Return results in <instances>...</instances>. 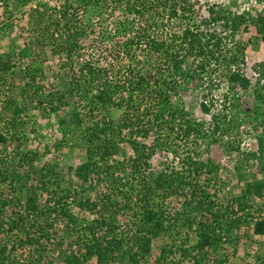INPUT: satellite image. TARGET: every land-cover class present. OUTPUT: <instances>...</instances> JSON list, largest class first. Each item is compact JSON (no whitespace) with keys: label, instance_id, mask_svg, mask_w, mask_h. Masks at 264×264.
<instances>
[{"label":"trees","instance_id":"16d2710c","mask_svg":"<svg viewBox=\"0 0 264 264\" xmlns=\"http://www.w3.org/2000/svg\"><path fill=\"white\" fill-rule=\"evenodd\" d=\"M77 1L76 3L71 0L38 1L37 6L30 9L27 29L30 25L34 30L38 29V33L42 30L41 34H44L51 28V31L58 35L49 43L39 39L38 36L35 37V41H30L34 47L35 45L40 47V51L32 53L35 57L32 56L27 63L22 62L23 58H29L31 53L27 45L19 49L18 53L8 51L0 53V84L5 85L9 79L21 75L19 80L21 84H18L17 88V92L21 95V112L27 109L24 104L26 99L30 101L35 99V104L44 109L45 115H51L70 105V111L61 119L63 125L60 131L62 130L63 136L70 134L71 139L73 138L72 144L83 147L85 151V162L75 168L71 174L76 173V180L81 183H88L87 192L85 189L82 191V187L73 186L74 179L69 173L63 174L52 167L35 168L33 164L35 154H31L30 151L21 152V163L27 164L26 170H21V175L15 169L0 171V186L3 183L10 186L9 190L13 195V197L0 196V227L3 228L4 222L11 232L14 228L21 227L22 232L25 231L21 237V247H23L33 244L32 228L35 227L40 241L43 239L46 241L49 236L55 235L51 233L53 230L58 232L55 226L59 223L61 232L65 236L72 237V247H75L66 264H89L93 257L98 264H109L116 262L122 252L125 253L129 264H143L142 261L150 252L151 241L154 238L165 241L160 248V259L177 253L181 255L182 263L186 261L190 264H227V257L222 259L219 251L226 245L232 248L236 246L240 239L239 230L243 225L251 229L254 224L253 232L264 235V218L258 219L250 211L264 208V201L258 203L254 197H264V114L261 113L264 110V59L255 66L258 75L256 87L250 93L245 92L246 94L240 96L238 102L232 98L233 106L240 108L242 117L240 113L235 117L226 113L214 116L210 123L212 124L210 132L205 131L202 122H197L183 114L182 109L171 103L170 96L163 88L165 86L176 92L179 83L174 80L161 81L163 75L160 73V67H157L158 62L154 64V76L136 77L132 74L133 69L128 68L130 74L119 81V78L114 76V65L109 64L111 61L104 65L85 59L78 67L72 69V80L61 93L60 89L51 88L47 83L42 89L43 86L41 87L37 80L42 78L44 70L40 66L47 59V52L51 56L64 55L69 62H73L72 58L82 55V50L89 45L87 38L92 31L87 32L86 26V28L77 27L72 20L69 21L70 17L77 15L75 11L69 13V10L75 8L81 1L85 7L88 4L93 7L98 6L102 0ZM110 1V4L116 1V5L120 2L124 7L123 19L122 13H112L115 12V4L110 6V12L105 11L107 16L110 14L116 18L115 33L119 32L124 38L121 47L130 51L133 43L138 45L143 40L144 45H147V51L165 56L172 71L179 74L183 80L190 79L189 76L193 74L197 76L203 74V71H206L205 61L207 63L212 59L215 62L222 57V54H219V47L221 40L224 39L218 35L216 29L199 32L197 29L199 27L194 25L197 28L192 29L188 21L180 35L162 38L154 29L155 26H159L157 21L153 19L148 22L142 18L145 10L155 7L157 8L155 11L163 10L167 13V19L184 17L185 12H188L186 6L189 5L185 0ZM79 4L81 5L82 2ZM91 13L92 10L88 8L89 28L93 24ZM132 14L137 16L134 20ZM219 16L224 19L223 25L230 28L229 15H216L217 18ZM251 20L259 25V31L263 33L264 39V8ZM238 22L241 24V21ZM231 27L235 26L231 24ZM102 36L107 37L104 34ZM176 41L180 48L185 49L186 56L188 53H197L196 57L201 55L202 61L191 66L190 75L188 71L182 69L180 57L182 55H179V51H172ZM234 60L236 59L232 57L231 62ZM19 61L22 63V69L21 72H16ZM34 62L39 63L40 66H32ZM223 62L227 60L223 58ZM151 81L152 89H150ZM46 86L49 88L48 91ZM125 90L129 91L126 97L121 94ZM38 93V97H35ZM117 93L120 94L118 98ZM137 95L146 98L137 101ZM68 98H76L83 104L70 102L66 100ZM224 99L227 100L226 97ZM142 104L144 107L141 115L138 113L133 117L129 116L128 111L139 109ZM2 106L3 111L9 110L13 116L20 111L14 95L8 96ZM45 106H48V111ZM113 106L125 107L126 112H123L120 119H110L106 115L96 117L102 113V110ZM203 108L208 110L204 105ZM256 119L259 120L258 128H262L261 135L256 137V145L245 155L254 161L253 165L257 166L263 176L246 180L243 195L225 205L219 204L216 199L218 189L215 187L216 183L211 182L210 174L218 169V165L213 163L210 157L208 161H204L196 158L192 151L185 150L181 153L180 171L174 170L173 166L169 167L167 162L155 171V165L150 161L152 154L158 150L165 154L172 151L173 140L170 142L168 138L175 130L178 131L176 137H191L193 140L190 146L193 145L195 148L198 147L199 141H206L205 150H207L225 134L230 136L231 133L236 134L243 124ZM1 128L0 142H4L5 136ZM152 130L155 135L151 146L133 139L137 134L146 136L145 133H151ZM118 138L127 142L126 146L130 150L127 158H125L127 147H121ZM221 147L224 151L238 148L234 140H227ZM176 153L177 150L173 147V158L177 157ZM118 154L123 156L119 158ZM2 160L4 158L0 157V161ZM158 163L160 164L161 161ZM120 171L124 174L122 175ZM30 175H35L37 187L46 191L47 197L41 203L35 197L28 195L29 192L36 191L35 188L32 189L33 185L29 181ZM202 175L209 176L207 181L202 179ZM240 178L243 177L240 175ZM65 181L67 184H64ZM96 181H105L108 185L99 198L93 200L88 192L91 189L89 187L95 186L93 183ZM16 182L19 184L17 188L14 187ZM172 197L182 199L179 209L165 208L163 202ZM20 200L25 204L21 209V216L14 217L13 212L8 215L3 211L5 206L13 201L19 204ZM70 204L86 210L92 214V218L77 216L72 212ZM134 206L136 210L133 216L136 220L126 221L122 224L125 228H121L120 214L132 211ZM1 214H4L5 219H1ZM17 241L20 242V239ZM4 250L3 244L0 247V262L6 259L3 255ZM255 253L256 257L252 264H264L263 255L259 250ZM21 264L45 263L39 256L21 261Z\"/></svg>","mask_w":264,"mask_h":264},{"label":"rangeland","instance_id":"374dc122","mask_svg":"<svg viewBox=\"0 0 264 264\" xmlns=\"http://www.w3.org/2000/svg\"><path fill=\"white\" fill-rule=\"evenodd\" d=\"M38 1L45 0H0V53L7 51L9 53H18L19 49L27 45L30 47L31 53L28 56L29 58L25 57L22 61L27 63L32 56L35 57L32 53L35 54L40 51V47L36 45L34 47V44L31 43L35 41L36 36L49 43L58 35L53 33L51 28L46 30L44 34H41L43 32L42 30L38 33V29L34 30L30 25L28 29L26 28L30 21L28 13L31 8L37 6ZM71 1L75 3L78 2L77 0ZM81 2L82 4L80 5L79 3ZM81 2H79L75 8L69 10V13L75 11L77 15L68 17H70L69 21L72 20L73 24L77 25V27L86 26L87 32L92 31L90 34L91 36L89 35L87 38L89 45L82 50V55L72 58V63L69 62L64 55L54 54L51 56L48 52L46 53V55H48L47 59L43 61L41 66L37 62L32 63V66L39 65L44 70L42 78L37 80L38 82L36 81L41 87L47 83L51 88L60 89L61 93L63 91L62 89L68 87V83L72 80V69L78 67L85 59H90L94 63L104 65L108 61H111L109 64L114 65V76L118 77L119 81L124 80L125 76L130 74L128 68L133 69L132 74H135L136 77L139 75L145 77L154 76V64L158 62L159 66L157 67H160V73L163 75L161 81L165 79L167 81L174 80L179 83L176 92L165 86L163 88L164 92L170 96L171 103L179 109H182L183 114L188 115V117L197 122H202L206 129L205 131H211L210 126L212 124L210 123L212 119H214V116H221L226 113L235 117L240 113V117H242V112L239 110L240 108L233 106L232 98H235V102H238L237 99H239L240 96L246 94L245 92L250 93L257 85L256 78H258V75L255 66L264 59V39L263 33L259 31V25L251 19L256 17L258 13L263 10L264 0H185L186 4H189L186 6L188 12H185L184 17L174 20L167 19V13L163 10L158 12L157 10L155 11V9H157L156 7L145 10V15L142 18L148 22L153 19L156 20L159 26H155L154 29H156V33L162 36V38L170 37L171 35H180L183 27H186V23L189 21L192 29L197 28V26L199 27L197 28L199 32H208L211 29H216L218 35L224 39L221 40V45L219 47V54H222V57L215 62L212 59H209L207 63L205 61L206 71H203V74L199 76L194 74L189 76L191 80H183L179 74L172 71L170 68L171 65L166 61L167 58L165 56L148 52L147 45H144L143 40L138 43V45L133 43V47L130 51L127 50V48L123 49L121 47L124 38L119 32L115 33V24H117L115 22L116 18L110 14L107 16L105 13V11L110 12V6L114 5L116 1L110 4V0H102L98 3V6L94 5L93 7L91 4L85 7L83 1ZM119 4L120 6H118ZM121 4L120 2L117 3V5L115 4V12L112 13H122L123 19L124 7ZM88 8L93 12L91 13L93 16L91 28L87 26ZM216 15H229L231 18L230 23L235 27H231L230 24V28H226L223 25L224 19L220 16L217 18ZM136 17V15L133 16L132 14L133 20ZM160 21H162L161 24ZM238 21H241V24ZM219 23H221L220 26ZM194 25L197 26L194 27ZM58 28L62 29V27ZM103 34L107 37L103 38ZM160 36H158L159 39ZM174 50L179 51V55H182L180 56L182 59V69L188 71L189 75L191 66L193 67V64L199 63L200 60L202 61L201 55L196 57L198 55L197 53H188L186 56L184 52L185 49L180 48L177 41L174 43L172 51ZM115 57L119 60L115 59ZM232 57L236 59L233 62H231ZM223 58H225L228 63L223 62ZM17 64L16 72H21V61ZM128 65L130 66L128 67ZM20 78L21 75L11 80L9 79L5 85L0 84V127H2L1 131L5 136L4 142H0V157L4 158V160L0 161V171L4 169H15L21 175V170H26L25 166L27 165L21 163V152L30 151L31 154H35V158L33 159L35 168H40L42 166L46 168L52 167L63 174L69 173L70 177L74 179L73 186L76 188L82 187V191L85 189L87 192L88 183H81L79 180H76V173L71 174V172H74L75 168L85 162V151L83 147H77V144H72L73 138L71 139L70 134L63 136L62 130L60 131L63 125L61 119H63L64 116L66 117V114L70 111V105L51 115H45L44 109L39 107L38 104H35V99L33 101L26 99L24 104L27 109L21 112V95L17 92L18 84H21V81H19ZM151 85H153L152 81L150 82V86ZM43 88H45V86H43L42 89ZM150 89H152V86ZM48 90L49 88L47 87V91ZM121 94L126 97L129 91L125 90V92ZM12 95H14L16 105L20 107V111H17L14 116L11 111L8 110L7 112L2 109L5 99ZM38 95L39 93L35 95V97H38ZM116 96L118 98L120 94L117 93ZM137 96V101L146 98L145 96ZM225 97L227 98L226 101L224 99ZM66 100L83 104V102H78L76 98H68ZM143 104L139 109H134L132 112L128 111L129 116L133 117L138 113L141 115L144 107ZM203 105L208 108V110H204ZM47 107L48 106H45L48 111ZM123 112H126L125 107L113 106L107 108V110H102V113L100 111L101 114L96 117L106 115V117L110 119L118 120L123 116ZM261 113L264 114V110H262ZM258 124L259 120L257 119L243 124L238 133H231V136L225 134L220 141L212 143L207 150H205L206 141H199L198 147L195 148L193 145L190 146L193 140L191 137H176L178 131L175 130V132L169 136L168 140L170 142L173 140V147L177 150V157L173 158L174 153L172 154V147V151L167 154L160 150H155L156 152L152 154L150 161L155 165V171H158L161 165L166 162L167 164L169 163V167L173 166L174 170L180 171L181 153L185 150L192 151L196 158L203 159L204 161H208L210 157L212 162L218 165V169L215 170L212 175L210 174L211 182H215V187L218 189V196L216 199L219 204L225 205L227 202L243 195V188L246 180L249 181L255 177L259 178L263 176L257 169V166L253 165L254 161L245 155L246 152L254 148L256 145V137L261 135L260 130L262 128H258ZM145 134L146 136L137 134L133 139L135 138L136 141L140 143L144 142L151 146L155 135L154 130H152L151 133ZM227 140H234L238 148L231 151H224L221 145ZM118 141L119 145L125 148L127 142L120 138H118ZM126 147L125 158L130 154L128 146ZM122 156L121 154L117 155L119 158ZM159 161H161L160 164L158 163ZM120 173L122 175L124 174L123 171H120ZM240 175L243 177L242 179ZM29 177V181L33 185L32 189L35 188L36 191L35 193L29 192L28 195L35 197L39 203L43 202L47 197L46 191L37 187L38 183L35 181V175H30ZM207 178H209L208 175H202L204 181H207ZM64 184H67V182L65 181ZM93 184H95V186L92 185L89 187L91 189L88 193L93 200H97L108 183L105 181H96ZM18 185L17 182L14 183L15 188H17ZM9 187L10 186H6L5 183L0 186L1 197H13ZM19 196L21 197V191ZM254 197L258 203L264 201V197ZM181 201L182 199L180 197H172L169 200L166 199L163 204L166 209L175 210L179 209ZM22 203L21 200L19 204L13 201L5 206L3 211L8 213V215L13 212L12 215H15L14 217L21 216V209L25 207L24 202ZM70 208L72 212L79 217H85L87 219L92 218V214L86 210L80 209L75 204H70ZM253 208H255V206ZM135 210L136 206H134L132 211L130 210L120 214L119 222L121 228H125L122 224L126 221L129 220L131 222L132 220H136L133 216ZM250 211L256 218H264V208L256 210L251 209ZM3 216L4 214L1 216V219H5ZM5 223L6 222L3 223V228L0 227V247L4 244L5 250L3 255L6 259L0 262V264H21V261L31 260L39 256H41V260H43L45 264H66L68 257L72 255V250L75 249V247H72V237L65 236V234L61 232L59 223L55 226L58 232L53 230L51 233L55 235L49 236L46 241L44 239L40 241L37 237L38 233L35 231V227L32 228L31 231L33 232H31V237L33 244H30L31 246L28 244L23 247H21V237H23L25 231L22 232L20 227L14 228L11 232L8 229V225ZM253 226L254 224H252L251 229H249L243 225L239 230L240 232L238 231L240 239L236 246L232 248L230 245H226L219 251L222 254V259H224L225 256L227 257V264H252L256 257L255 252H258V250L259 253L263 255L262 259L264 260V235L255 234L252 229ZM19 239L20 242L17 241ZM164 242L165 241L160 238H154L151 241L150 252L145 256L142 263L190 264L186 261L182 263L180 259L181 255L177 253L174 255L170 254V256L165 259H160V248ZM89 264H98L96 258L93 257ZM109 264H129V262L127 261L125 253L122 252L116 262Z\"/></svg>","mask_w":264,"mask_h":264},{"label":"built area","instance_id":"2783aa9c","mask_svg":"<svg viewBox=\"0 0 264 264\" xmlns=\"http://www.w3.org/2000/svg\"><path fill=\"white\" fill-rule=\"evenodd\" d=\"M213 24H214V22H213Z\"/></svg>","mask_w":264,"mask_h":264}]
</instances>
